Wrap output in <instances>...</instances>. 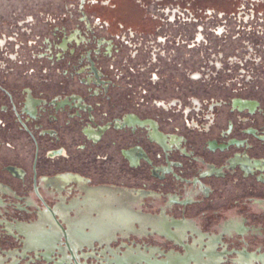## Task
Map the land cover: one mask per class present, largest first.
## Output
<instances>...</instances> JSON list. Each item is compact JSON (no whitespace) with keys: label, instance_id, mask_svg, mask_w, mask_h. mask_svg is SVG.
<instances>
[{"label":"flooded vegetation","instance_id":"obj_1","mask_svg":"<svg viewBox=\"0 0 264 264\" xmlns=\"http://www.w3.org/2000/svg\"><path fill=\"white\" fill-rule=\"evenodd\" d=\"M152 1L157 26L0 34V264H264L235 249L264 242V0Z\"/></svg>","mask_w":264,"mask_h":264},{"label":"rangeland","instance_id":"obj_2","mask_svg":"<svg viewBox=\"0 0 264 264\" xmlns=\"http://www.w3.org/2000/svg\"><path fill=\"white\" fill-rule=\"evenodd\" d=\"M187 1L188 0H179V3L188 5L189 2L187 3ZM164 3L170 5L171 3H177V1L164 0ZM164 3L162 2V4ZM242 3L248 4L246 1L242 2V0H192L189 6H191L193 10L211 9L216 12L231 13L236 11L238 7L240 8ZM158 8L157 2L154 4L152 0H96V2L95 0H87L86 4H83V0H0V34L6 33L11 35L17 30V27L22 24L24 27L32 29L33 34L31 36L21 35V40L23 42L29 39L38 41L36 36H48L52 38V33L50 32L52 29L51 27H65L67 31L75 28H81V30H83V27L86 25H95L96 18L101 19V22H97V25L100 23L106 27H120V31L121 26H157L158 23L152 20V15H158ZM84 15L87 16V19L82 22L81 17H84ZM218 20H220V18H216L215 22H212V24L219 23ZM232 23L235 24V22ZM232 23H230V25ZM231 26L235 28L234 25ZM186 32L188 36L194 34L193 29L187 30ZM80 34L78 33V35ZM101 35L105 36L106 40L109 38L112 40L114 39L111 36L112 34L107 30L104 31L103 34L101 33ZM211 40L217 41L214 37H211ZM115 41H117V38ZM38 42L42 44L41 41ZM230 43L231 44L227 47L229 51L235 48L242 52L243 45L240 39L230 41ZM14 48V46H11L10 50L16 52V48ZM27 50L29 51L30 48ZM20 53L26 55L23 51ZM179 54L180 56L178 57H185L186 59H189L187 57L191 56L195 58L198 57L197 52L186 51L184 48L179 49ZM191 62L193 61L187 60L188 66H194ZM78 63L85 64L83 58L80 62L78 61ZM33 66L37 68V64ZM23 70L24 68L15 65V73L12 77L15 83L21 82L20 77H22ZM181 70L183 69H180L176 73L181 74ZM172 73L176 74L175 72ZM23 76V78L28 79L30 83H37L42 77L39 74L33 76L28 75L27 77H25V75ZM145 78L146 77L140 78V80L143 81ZM29 79L31 80L29 81ZM241 218L242 217H236L235 219Z\"/></svg>","mask_w":264,"mask_h":264},{"label":"water","instance_id":"obj_3","mask_svg":"<svg viewBox=\"0 0 264 264\" xmlns=\"http://www.w3.org/2000/svg\"><path fill=\"white\" fill-rule=\"evenodd\" d=\"M235 220L239 224H242L243 227L245 226V230H246V228H247L248 225L246 224V222H245V220L243 218H241V219H235ZM244 238H247V240L245 242H241L242 241L241 240L239 243H236L235 244V249L236 250H239V251H242L243 250V251H246L248 253H252L253 254L255 250H260V249L262 250V249H264V242L257 241L256 239H252L250 237H244ZM150 244L151 245H153V244L158 245L157 243H154V242H150ZM197 244H198V242L197 241H194V244L193 245L196 246ZM130 245L132 246L133 244H130ZM140 245H142L143 247H145V246L148 245V243H146V244L140 243L139 246ZM13 246H15V245L8 246V248H12ZM248 247H250L251 249H249ZM114 248H116V247L114 246ZM130 248H132V247H130Z\"/></svg>","mask_w":264,"mask_h":264},{"label":"crops","instance_id":"obj_4","mask_svg":"<svg viewBox=\"0 0 264 264\" xmlns=\"http://www.w3.org/2000/svg\"><path fill=\"white\" fill-rule=\"evenodd\" d=\"M95 2H96V0H95Z\"/></svg>","mask_w":264,"mask_h":264}]
</instances>
